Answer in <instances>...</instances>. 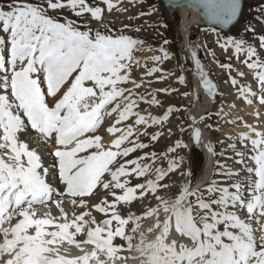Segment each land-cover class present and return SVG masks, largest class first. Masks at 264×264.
I'll use <instances>...</instances> for the list:
<instances>
[{
	"label": "snow or ice",
	"instance_id": "obj_1",
	"mask_svg": "<svg viewBox=\"0 0 264 264\" xmlns=\"http://www.w3.org/2000/svg\"><path fill=\"white\" fill-rule=\"evenodd\" d=\"M127 2L147 4L128 19L155 16L147 25L153 29L169 27L165 13L180 17L181 74L160 67L178 55L164 39L148 58L153 66L145 60L144 74L133 76L141 66L136 53L154 49L130 34L143 27L115 29L106 19L128 12L125 0H0V264H124L125 250L138 252L141 264H264V128L233 115L235 104L209 109L223 94L192 49L193 25L184 20L187 12L197 27L209 26L204 31L227 62L204 45L208 55L227 70L239 99L264 106V0ZM233 60L253 73L258 91L241 83L244 72L232 75ZM170 77L187 90L139 91ZM159 92L189 104L159 115L141 109L164 108ZM181 112L187 123L182 117L177 127L191 129L189 141L177 139L162 156L144 151L164 135L149 129H163ZM213 115L217 121L206 129L233 127L215 142L196 126ZM106 118L113 121L107 139L100 134ZM193 147L213 160L210 175L200 178ZM134 202L145 205L139 215L125 212ZM70 246L82 254L70 255Z\"/></svg>",
	"mask_w": 264,
	"mask_h": 264
},
{
	"label": "rangeland",
	"instance_id": "obj_2",
	"mask_svg": "<svg viewBox=\"0 0 264 264\" xmlns=\"http://www.w3.org/2000/svg\"><path fill=\"white\" fill-rule=\"evenodd\" d=\"M149 2H151V0H149ZM249 2L252 3L253 5H255L257 3V0H249ZM124 6L129 9L128 12H125V13L113 12L111 15H107L106 19L112 21L111 26L114 27L115 29H120L125 24L130 25L132 28H135L138 26L143 27L144 30L141 31L140 33L131 32L130 34H132L133 36H139V37L145 39L147 42V46L154 49L153 51L150 52V51H147V48H146L145 51L136 53L137 56L141 57L142 65L140 67L134 68L133 76L135 78L138 77V79H139L144 74V72L146 71V69L144 67L145 60H147V62H148V67L153 66L152 61L148 58H150L153 55L158 54V52L155 51V49H157L159 46H161L163 44L164 39H168L169 41H172V43H170L169 45H167L165 47H167L171 52L177 53L178 55L176 58L162 63L160 65V67L165 70V73L173 72V73H176L177 75L181 74L180 70H179L180 65L183 63V61L186 59V57L180 51V49L182 48L183 43H184L183 40L181 39L182 34H183V31H182L183 25L180 21V17L177 15L174 19L171 14L165 13L166 21H167L169 27L168 28L161 27L159 29H153L151 27H147V25L155 23V21L158 19L155 16H153L150 19L148 17H142L140 19H134V20L128 19L129 16H136L140 11H147V4H145L143 6V8H141L138 6H133L132 4H129L127 2V0H125ZM247 18L252 19V15L249 13ZM190 21H192V19H190ZM92 26L97 27V25L95 23H93ZM125 31H128V30H125ZM257 31H259V28H257ZM189 34L193 39L196 40L195 44L200 46L199 47L200 54L201 53L204 54V55H202V61L205 63L207 68L211 69L212 77L214 78V81H216V83L218 85L219 92L221 94H223L217 98V100L215 101V105L212 106L211 110L213 111V113L216 110H218L219 107H221V106H223L225 109H228L227 108L228 105L233 104V103L234 104L239 103V104H237L238 107H242V106L246 105L243 100H241L237 97L235 88H233L230 85L227 70L221 69L219 67L218 63L213 62L212 57L210 55H208V53H207V49L205 47H203L204 45H207L208 48H211L212 50H214L216 52V58L220 63L227 62L226 56L214 44V39H215L214 35L204 31V29L201 25H199V27L193 26L190 29ZM190 44H191V40H190ZM191 47H194V45L192 46V44H191ZM140 54H142V55H140ZM232 63H233L232 75L233 76L236 75L237 69L241 72H244L245 77L241 79V83H251L254 90L258 91L257 85L253 80V73L250 70H248L246 66H244L241 63H238L235 60H233ZM157 75H159V74H157ZM146 79H151V78H146ZM188 79L191 82L194 78L192 75L189 74ZM172 87L179 88L181 91L187 90V89H185V87L183 85H179L176 82L175 77H170L164 81L153 82L150 86L143 87L139 91L141 93L147 94L148 92H152L154 89H163V88H172ZM157 98L160 100L162 99L161 101L164 104V108H159L157 106L149 107L148 105L142 103L140 105L141 109H143L147 112H151L154 115H156V114L159 115V114H162L163 111H166V108L168 106H181V107H183V106H187L189 104V98L181 97L177 93H170L169 94V93L159 92V93H157ZM262 110H263L262 111L263 116H262V119L260 120L259 124H260V127L264 128V106H262ZM182 117L184 118V122H185V126H186V123H187L186 114L184 112H181L179 114H174L173 116H170L171 122L166 123L163 129H160L158 127L149 129L150 132L157 131V130L163 131L164 135L158 140V142H155L154 145H152L149 149H146L144 151H149V152L154 151L158 155L162 156L167 151V149L169 147L174 145V143L177 139H182L185 142H188L189 141V133H190L191 129H188L186 132L181 133V132H179L178 127H177V125L179 123H181ZM216 121H217V118L213 115V117L209 118L205 122H203V123L198 122V124L196 125L197 127H200L204 131V133L212 139L213 142H215L219 139V133L206 129L204 127V124L205 123L215 124ZM220 123L223 124V121H220ZM227 126H228L227 124H223L224 128ZM167 128L172 129L173 134L171 136H169L167 134V131H166ZM142 139L145 140V142H147V138L142 137ZM216 147H217V150H219V148L221 146L216 145ZM179 151H180L181 155H184L186 158L188 157L189 153L186 150L181 149ZM191 152H192L193 156L198 157V159H199L200 167L202 169L201 173H206L207 171H209L208 175H210L212 173L213 167L209 168V170H206L207 164H206V158L204 155L205 153L204 152L202 154L199 153L195 147H193L191 149ZM140 154H141V152H137L134 155H140ZM149 162H151V161H149ZM166 165H167L166 160L163 162L157 161V166L166 167ZM187 169H188V160L186 159L184 165L182 166V170L186 171ZM204 170H205V172H204ZM200 174H199V176H201ZM170 175H171L172 180H174L178 183L181 181V177L179 175H175V174H170ZM135 182H137V181H133V183H135ZM164 182L165 183L168 182L167 178ZM173 190H175V189H173ZM147 203H148V201H145V205ZM152 203H154V201H152ZM145 205H142L139 203H136V204L133 203L132 205L125 207V212L127 213L128 211H131L132 213L139 215L144 210ZM145 223L146 222H144V225H145Z\"/></svg>",
	"mask_w": 264,
	"mask_h": 264
},
{
	"label": "bare ground",
	"instance_id": "obj_3",
	"mask_svg": "<svg viewBox=\"0 0 264 264\" xmlns=\"http://www.w3.org/2000/svg\"><path fill=\"white\" fill-rule=\"evenodd\" d=\"M190 19H192V21H191V23H192V25L193 26H197V21L189 14V13H185L184 14V20L185 21H190ZM183 25V24H182ZM200 25H203L202 23L200 24ZM192 26V27H193ZM190 31V30H189ZM187 35L189 36V34L187 33ZM193 48V47H192ZM194 49V48H193ZM195 50V49H194ZM140 55H142V54H140ZM140 60H141V65H142V59H141V57L140 56H137ZM137 80H139L138 79V77L136 78ZM170 85V84H169ZM130 87H131V85H129ZM143 88V87H142ZM141 88V89H142ZM254 89V88H253ZM164 93V92H163ZM231 97V96H230ZM162 100V99H161ZM234 104V103H233ZM236 104V103H235ZM237 104H239V103H237ZM236 104V105H237ZM212 106H213V104L212 103H209L208 104V107H209V109H211L212 108ZM240 106V105H239ZM228 108V107H227ZM226 111L228 110V109H225ZM256 110H258L260 113H261V116L259 117V118H257V117H255L254 115H253V112L254 111H256ZM263 110H262V106H259V104L257 103L256 105H255V108H253V107H250V106H247V105H244V106H242V107H238V105L236 106V108L233 110V115H236V114H239V115H242L243 117H244V119L248 122V123H252V124H259V122H260V120L262 119V116H263V112H262ZM157 115V114H156ZM113 121L111 120V119H109V118H107L106 119V121H105V128L103 127V129L102 130H100V134H102V135H104L105 136V138L107 139L108 138V136H107V133L104 131L108 126H110V124L112 123ZM259 126H260V124H259ZM231 131H233V127L232 126H230V125H228L227 127H223V132H218L219 133V139H221L222 137H223V135L225 134V133H228V132H231ZM206 135V134H205ZM207 136V135H206ZM208 137V136H207ZM218 139V140H219ZM205 154V158H206V164H207V168H206V170H209V168H212V164H213V160L211 159V158H209V156H208V154L206 153V152H204ZM235 167H240L239 165H235ZM204 172H205V170H204ZM209 174V171H207L206 173H201L200 175V178H202V177H204V176H207ZM97 219H102V216L101 215H97ZM146 223H145V227H147V224L148 223H150V221H145ZM254 226H255V224H254ZM80 254H82V253H80L79 251H74V250H70V255H80ZM120 255L122 256V257H125L126 259H125V262H124V264H141V258H140V256H139V253L138 252H136L135 250L134 251H127V250H125V251H123V252H121L120 253Z\"/></svg>",
	"mask_w": 264,
	"mask_h": 264
},
{
	"label": "water",
	"instance_id": "obj_4",
	"mask_svg": "<svg viewBox=\"0 0 264 264\" xmlns=\"http://www.w3.org/2000/svg\"><path fill=\"white\" fill-rule=\"evenodd\" d=\"M202 24H203L205 27H207V28L209 27L207 24H204V23H202Z\"/></svg>",
	"mask_w": 264,
	"mask_h": 264
},
{
	"label": "flooded vegetation",
	"instance_id": "obj_5",
	"mask_svg": "<svg viewBox=\"0 0 264 264\" xmlns=\"http://www.w3.org/2000/svg\"><path fill=\"white\" fill-rule=\"evenodd\" d=\"M188 34H189V32H188ZM189 37H190V34H189Z\"/></svg>",
	"mask_w": 264,
	"mask_h": 264
}]
</instances>
